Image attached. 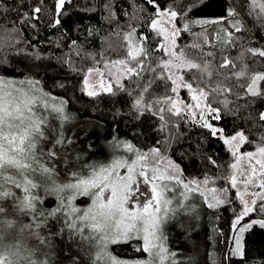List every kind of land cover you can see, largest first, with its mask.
<instances>
[{"label": "snow or ice", "instance_id": "1", "mask_svg": "<svg viewBox=\"0 0 264 264\" xmlns=\"http://www.w3.org/2000/svg\"><path fill=\"white\" fill-rule=\"evenodd\" d=\"M207 2L187 0L186 11L182 8L179 14L171 7H162L160 0H141V5L134 9L137 14L152 9L150 29L155 33L154 38L163 37L164 41L154 45V50L166 59L154 57L153 48L147 44L149 36L138 33L136 26L129 22L118 25L112 33L117 42L109 44L98 59L93 58L92 66L86 70L73 69L77 75L83 72L81 91L88 97L103 94L118 99L123 94L132 100L133 117L140 122L133 131L139 129L138 134L145 135L142 116H149L148 132L155 130L167 135L163 140L157 139L158 146L146 153L136 150L128 141L114 137L110 146L122 147L135 158L130 162L115 158L108 164L84 165L88 171L73 172L74 182L68 183L56 182V170L51 161L58 153L51 150L45 153L40 147L41 141L47 140L44 126L48 123L41 108L49 114L55 113L61 121L69 119L64 112L66 101L41 87L45 82L39 79L40 73L46 74L50 65L36 63L23 69L19 66L13 68L5 51L7 48L24 52L23 48H15L20 29L39 23L41 13L45 11V0H40L30 13L20 15L19 9H13L18 12L16 19L20 28L15 22L7 27L0 24V29L7 34L6 37L0 36L3 41L0 42V264H47V261L34 258L42 251L39 246L50 243L41 231L48 226L49 219L59 222L62 218L74 235L78 234L94 245L92 264H175L176 254L166 246L163 226L181 211L189 215L195 212L194 204H185L193 195L202 198L208 208L223 211L239 201L238 209L233 207L232 216L228 218L221 264H249L257 257L264 262V252L253 255L254 241L251 239L257 226L264 230V134H261L255 152L241 154L238 146L246 141L252 143L245 133L236 131L227 136L223 129L210 122L222 119V109L213 103L217 97H224L217 102L235 118H239L237 113L264 100V72L252 71L247 62L252 60L255 63L253 58L257 57L264 59V46L252 47L249 35L254 28L264 32V0H231L223 15L192 18L191 13ZM71 3L73 0H52L49 21L52 27H63ZM114 8L115 0H103L102 3L97 0L85 4L81 11L94 13L99 10L106 13L105 19L111 23L117 17ZM124 15L129 16V20L134 18L126 11ZM156 17H167L171 28L158 27ZM247 19L252 20V28L248 27ZM180 20L184 21L182 28L177 26ZM30 21L34 23L30 24ZM74 23L79 25V21ZM194 27L201 31H193ZM86 31L85 42L89 36L94 38L95 29L89 26ZM183 33H188L194 40L178 47L177 40ZM209 44L212 50H205ZM69 47L81 59L93 57L76 40H72ZM109 49L123 58L110 59ZM233 50L237 55H231ZM35 59L42 58L37 54ZM62 62L70 66L74 64L70 56L62 58ZM101 64L102 68L97 67ZM5 68L27 72L28 75L9 77L3 73ZM180 70L190 73V80L187 75H179ZM92 74L98 79L93 81ZM122 80L126 82L122 83ZM53 86L63 88L65 85L54 82ZM181 87L188 89L194 103H185L178 96L171 95L178 93ZM229 94L235 100L230 101ZM239 100L244 103L237 104ZM230 103L235 107L230 108ZM256 112L258 115L249 114L247 119L254 127H264V111L254 109L253 113ZM152 117L159 118V127ZM189 122L207 129L212 137L218 136L228 146L235 162L227 165L229 171L222 178L230 187H209L211 177L207 172L200 181L186 182L182 178L180 165L168 155V151L184 136L180 131L181 124ZM65 143L72 144L73 141L67 140L62 132L57 133L55 144ZM206 160L213 166L216 164L210 154ZM120 168H126V174L122 175L118 171ZM141 184L148 187V192L141 191ZM177 186L184 191L180 192L174 206L173 197L166 193H171ZM42 188L57 196L59 202L54 208L40 207L43 197L37 195L36 190ZM250 188L251 200L246 199ZM232 189L236 191L229 199L228 193ZM77 196L90 197L91 205L83 210L76 207L73 201ZM21 215L31 216L32 221L24 224L19 220ZM30 238H35L38 245H30ZM122 244H134L133 251L144 253L147 258H118L110 251V246ZM43 254L47 255L46 252ZM211 264H216L214 257Z\"/></svg>", "mask_w": 264, "mask_h": 264}, {"label": "trees", "instance_id": "2", "mask_svg": "<svg viewBox=\"0 0 264 264\" xmlns=\"http://www.w3.org/2000/svg\"><path fill=\"white\" fill-rule=\"evenodd\" d=\"M95 2L97 0H73V3L68 5L63 27L54 28L49 23L52 18V0H45V11L41 13L39 23L35 24L34 27L26 25L20 29L15 48H23L24 52L17 53L15 49L9 50L7 48L5 51L8 52L9 58L12 60L13 68L19 66L20 69H23L26 65L36 63L50 65L46 74L44 72L40 73L39 79L45 82L41 87L45 91H50L55 97L65 100L69 108L79 118L90 119L94 124L102 126L105 129L103 134L105 143L110 144L115 137L128 141L133 144L136 150L146 153L151 148L158 146L155 143L156 140H163L167 133L155 130L149 133V116H142L145 135L138 134L139 129L133 131L134 127L140 122L133 117L132 100L123 94H120L118 99L103 94L100 97H88L81 91L83 72L77 75V71L73 69L86 70L92 66L93 58L98 59L99 55L103 54L105 49H108L109 44L117 42L112 33L118 25L123 26L129 22L136 26L138 33L149 36L147 44L149 48H153V56L166 59L167 57H164L162 53L154 50V45L162 43V40L160 37L154 38L155 33L150 29L149 16L152 14V9L137 14L134 9L141 5V0H115L114 11L117 13V17L116 20L110 23L105 19L106 13H101L99 10L94 13L81 11L85 4ZM99 2L102 3L103 0H99ZM160 2L162 7H171L173 10L178 11V14L182 8L186 11L187 0H160ZM230 2L231 0H208L205 6L193 11L191 17H218L224 14V9L227 3ZM39 3L40 0H0V24L7 27L15 22L16 27L20 28V24L16 19L18 12L13 11V9H19V14L22 15L24 12L30 13L31 8ZM125 11L134 18L129 20V16L124 15ZM76 21H79L78 26L74 23ZM29 23L34 22L30 21ZM183 23L184 21L180 20L177 26L182 28ZM246 23L248 27L252 28L251 19H247ZM89 26L95 29L94 38L89 36L88 41L85 42L86 29ZM193 31L199 32L201 29L194 27ZM6 35L3 29H0V36L6 37ZM249 35L252 47L264 46V32L259 28H254ZM72 40H76L78 45H83L85 50L93 54V57L88 59L77 57L69 47ZM193 40L194 37L188 33H183L182 37L177 40V46L190 44ZM217 47H219L218 44ZM205 50H212V45H206ZM37 54L42 59H35ZM107 54L110 59L123 58L122 55L118 57L110 49ZM231 55H237V51L233 50ZM68 56L74 61L71 66L62 62V58ZM253 59L256 61L255 63L252 60L247 61L250 69L264 72V59L258 57ZM101 65H97V67ZM3 73L9 77L28 75L27 72L21 73L9 68L3 69ZM178 74L187 75L190 80V73L185 74L183 70H180ZM54 82H62L65 86L63 88L54 87ZM171 95L174 98L178 96L185 103H194L186 88L181 87L178 93ZM114 99H116L115 103H113ZM223 99L224 97H217V100L213 102L215 107L222 109V119L210 122L217 128L223 129L224 134L227 136L235 134L236 131L245 133L252 143L246 141L244 144L239 145L240 153L256 150L260 136L264 134V127H254L253 122L247 117L249 114L258 115V112L253 113L254 109L264 111V100L256 102L247 111L237 113L239 118H235L229 113L228 109H224L222 104L217 102ZM228 99L230 101L235 100V97L229 94ZM236 103L243 104L244 100L236 101ZM229 107L234 108L235 105L230 103ZM152 119L157 122V127H159V118L152 117ZM180 131L184 133V136L178 143L173 144V147L168 151V155L180 165L182 178L186 182L193 179L200 181L203 179L204 173L207 172L211 177L209 187L217 189L230 187L222 178L229 171L227 165L233 163V157L228 150V146L218 136L212 137L207 129L201 128L198 124L192 122L181 124ZM209 154L216 160L214 166L207 163L206 157ZM63 157H65L64 154ZM58 177L59 179L61 177L69 179V176L63 173L58 174ZM42 197L43 203L40 207L45 209L54 208L58 203L56 195L50 192L46 193L44 189ZM228 197L229 199L234 197V189L228 193ZM77 202L81 206H86L89 199H78ZM238 206V200L233 205L227 206V211L210 209L205 206L204 210L209 214V218H204L202 224L199 225L198 223L177 222L171 230L172 232L166 235L167 238H170V235L173 238L171 242L170 239L168 240L167 246L172 252H175V261L180 262V264H211V258L214 257L216 264H221L224 256V236L228 233V218L232 216V208L236 207L238 209ZM24 217L26 224L32 221L31 216H28L29 220L26 216H23V220ZM256 218L259 219L260 217ZM41 232V235H44L43 237L46 240L48 238L50 242L42 248L43 253H47V255L43 254L44 259L50 261L48 255L53 253L55 254L53 264H92L93 258L88 254L91 251L88 250L86 244L80 241V235H74L71 231L65 232L63 218L59 222L49 219L48 226ZM57 232L58 235L54 234ZM251 239L254 241L253 255L256 256L257 253L264 252V230H260L257 226L256 233ZM33 242L38 245V241L29 239L30 244H33ZM134 246V244L112 245L110 251L118 258H147L144 253L134 252ZM39 247L41 248V246ZM39 254L41 253L38 252L37 255ZM50 262L52 263V261ZM249 264H264V262L257 257L254 261H249Z\"/></svg>", "mask_w": 264, "mask_h": 264}, {"label": "rangeland", "instance_id": "3", "mask_svg": "<svg viewBox=\"0 0 264 264\" xmlns=\"http://www.w3.org/2000/svg\"><path fill=\"white\" fill-rule=\"evenodd\" d=\"M156 19L159 21L158 27H164V28H169V29L171 28V24L168 23L167 17L163 19H161L160 17H156ZM160 38L163 43L164 42L163 37H160ZM100 67L102 68V65ZM90 78L93 81L98 79V77L95 74H92ZM123 81L124 80H122L121 82ZM58 99L63 100L60 98ZM40 111L42 112V114L47 115L48 117V123L47 125L44 126V131H45V135L47 136V140L41 141L40 147L43 148L45 153H47L50 150L56 151L58 153L51 161V165L54 166L56 170L55 174H56L57 183L74 182V178L72 177L73 172L83 171L86 173L88 171V169L84 167V165L108 164L115 158H122L130 162L131 159L135 158L133 153L127 152L124 148H121V147L113 148L107 142L105 143V139L103 137L105 129L102 126L94 124L90 119H86L82 117L79 118L78 116H76L75 112L69 108L67 102L64 105V112L69 117V119L67 120L61 121L55 113L49 114V112L44 110L43 108H41ZM59 132H62L63 136L67 140L73 141V143L72 144H66V143L65 144H55V139L57 138V133ZM89 145H91V147H89ZM85 149L87 150L83 151ZM252 152H255V150ZM243 153H246V152H243ZM63 154L65 155V157H63ZM78 155H80V159H77ZM233 162H235L234 159H233ZM118 171L123 175V174H126L127 170L126 168H120ZM60 173L67 174L69 176V179H63L62 177L59 179L58 174L60 175ZM140 188L142 192H148V187L145 186L144 184H141ZM255 190L260 191L259 188H256ZM14 191H17L18 194H22L20 193L19 190L14 189ZM182 191H184V189L182 187L177 186L173 188V191L171 193H166V195L173 197L174 206L176 203V199L180 198V192ZM235 191L236 190L234 189V194H235ZM241 191H243L242 185H241ZM251 192H252V189L250 188L248 193L246 194V199L251 200L253 198L251 195ZM36 194L43 196V188L36 190ZM83 198L89 199L88 205L81 206L78 204L77 200L83 199ZM140 200L141 202H143L144 197L141 196ZM189 203H192L195 205V212L189 215L181 211L178 215L172 216V218L168 220L166 224L163 226V231L165 235H168L169 233H171L172 232L171 230L174 228L176 223L179 221L187 222L188 224L198 223L199 225V224H202L204 218H207V217L209 218V214H207L204 210L205 206L207 207V205L206 204L204 205L203 199L198 197V195L190 196V199L188 201H185V204H189ZM73 204L76 207L83 210L91 205V198L87 196H77V198L73 201ZM26 217L28 218V216ZM19 220L22 221L24 224H26L25 217L23 220V215L19 217ZM64 226H65V221H64ZM67 231L69 232L71 230H69L65 226V232ZM84 231H85V235H87L88 230L85 229ZM30 239L31 241L35 240V238H30ZM79 239L84 244H86V246L88 247V250L91 251L88 253L89 256L94 259L95 257L94 245L90 244L87 240L82 239L81 236L79 237ZM169 239L171 242L173 239L171 238V235H170V238H167V242ZM167 242H166V246H167ZM45 246H41V249ZM39 253H41L42 255L39 254L34 258H38L39 260L45 261L46 259L43 258V251ZM54 258H55V254L50 253L48 255V259L52 261V263L46 260L47 264H53ZM175 264H180V262L175 261Z\"/></svg>", "mask_w": 264, "mask_h": 264}]
</instances>
